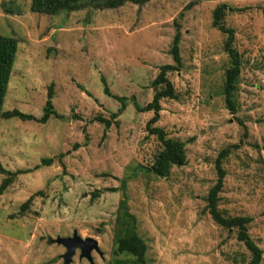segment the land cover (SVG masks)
Masks as SVG:
<instances>
[{"label":"rangeland","instance_id":"374dc122","mask_svg":"<svg viewBox=\"0 0 264 264\" xmlns=\"http://www.w3.org/2000/svg\"><path fill=\"white\" fill-rule=\"evenodd\" d=\"M220 4L229 7L224 24L234 29L242 59L235 112L225 96L227 36L212 24ZM177 31L182 65L168 78L178 99L161 101L156 126L186 144L187 164L159 177L147 171L163 149L147 131L154 113L134 102L151 103L160 67L175 65ZM0 36L18 42L2 112L41 119L54 84L60 116L45 124L0 118V163L22 172L0 196V264H63L66 249L53 240L75 231L99 242L103 256L93 252L94 264H134L114 254L124 195L148 247L146 264H248L238 230L216 224L206 210L224 150L219 209L253 219L249 234L264 264V0H152L115 9L85 2L50 16L34 13L32 0H0ZM106 85L128 99L122 113ZM113 114L110 128L96 120ZM72 264L91 263L77 251Z\"/></svg>","mask_w":264,"mask_h":264},{"label":"trees","instance_id":"16d2710c","mask_svg":"<svg viewBox=\"0 0 264 264\" xmlns=\"http://www.w3.org/2000/svg\"><path fill=\"white\" fill-rule=\"evenodd\" d=\"M152 0H32V11L41 15H57L61 12H73L80 8L85 2H96L99 8L115 9L124 6L127 3L135 5H145ZM228 5L220 4L213 12V27L219 30L221 33L227 36L224 50L231 59V68L226 72V85L225 96L226 102L231 111L235 112V105L233 101V93L236 90V84L241 74L242 59L239 52L234 47L235 31L232 28H228L224 24V19ZM180 42L181 33L177 31L171 54L175 65H164L160 67V73L157 78L152 82V87L155 90V94L151 103L145 107L136 105L140 112H153L154 116L149 120L147 124V131L149 135H154L162 144V151L156 156L153 165L147 169L148 172L155 174L159 177H168L171 169L176 167H183L187 164V150L186 144L180 140L169 138L164 129L156 126L161 119V112L163 111L161 101L164 99L177 100L178 94L174 88V85L168 78V74L172 71H179L182 65V59L180 55ZM18 50V42L15 39L0 36V118H12L18 117L23 121H36L38 123L45 124L52 116L60 118L55 112L53 105L54 98V84H51L48 91V99L44 109V115L41 119H37L32 115H26L18 110L12 112L3 113V106L5 97L7 95L8 85L12 75L13 65L15 62V56ZM105 83V81H103ZM105 93L107 96L114 98L121 103L119 113H122L127 107V98L112 95L108 86H105ZM118 114H113L112 119L97 118L100 123L104 124L106 128H110L113 120L118 117ZM75 146V148H77ZM230 151L224 150L217 162V181L215 185L210 189L207 197L206 210L210 214L213 221L221 227L232 230H238V240L246 246L251 254V260L248 264H261L263 251L255 243L249 234V225L253 219L251 217L238 216V217H225L219 209L220 194L224 187V180L227 176L226 170L223 168V160L228 157ZM64 155L60 156V162H62ZM54 162L53 159H44L42 164L50 166ZM19 171L17 174H21ZM0 174L5 175V179L0 185V196L14 183L16 175L3 168L0 163ZM42 192L36 193L30 199H28L21 207V212L24 213L30 209V206L35 196L42 195ZM117 236L115 240V255L127 254L132 256L134 264H146L145 257L148 250L146 242L140 237L137 232V220L136 217L130 213L127 203V197L124 195V199L120 203L119 215L117 218ZM49 264V263H44ZM120 264V263H117Z\"/></svg>","mask_w":264,"mask_h":264},{"label":"water","instance_id":"95a60500","mask_svg":"<svg viewBox=\"0 0 264 264\" xmlns=\"http://www.w3.org/2000/svg\"><path fill=\"white\" fill-rule=\"evenodd\" d=\"M53 242L66 249V253L62 256L63 264H72L77 251H80L81 259H87L91 264L93 262L92 253L94 251L100 253L99 242L97 240L93 238L83 239L76 231L73 233L72 237H58L56 240H53Z\"/></svg>","mask_w":264,"mask_h":264},{"label":"flooded vegetation","instance_id":"af4514ba","mask_svg":"<svg viewBox=\"0 0 264 264\" xmlns=\"http://www.w3.org/2000/svg\"><path fill=\"white\" fill-rule=\"evenodd\" d=\"M95 253H97V254H99L101 257L103 256V255H101L102 254V252L100 251V253L99 252H97V251H94ZM79 253H80V251H79ZM93 258V257H92ZM87 260V259H86ZM88 261V260H87ZM92 264H94V261L92 262Z\"/></svg>","mask_w":264,"mask_h":264}]
</instances>
